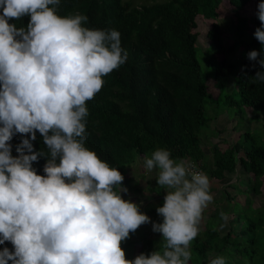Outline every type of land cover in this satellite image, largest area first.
<instances>
[{
    "label": "clouds",
    "instance_id": "9594fccd",
    "mask_svg": "<svg viewBox=\"0 0 264 264\" xmlns=\"http://www.w3.org/2000/svg\"><path fill=\"white\" fill-rule=\"evenodd\" d=\"M60 2L0 0V245H12L0 250V264H190L192 241L214 200L210 179L157 148L144 168L156 170L166 189L156 209L162 222L123 198V174L85 142L87 102L128 53L118 30L86 27L89 18L79 12L61 16ZM25 16L26 27L9 22ZM257 17L254 36L264 45V0ZM259 57L248 54L264 68ZM253 82L264 83V71ZM37 132L46 146L40 151L32 143ZM16 134L24 138L13 156ZM41 157L44 175L33 167ZM220 218L223 228L228 216L221 211ZM148 223L161 234L157 249L127 259L122 243ZM208 264L227 260L217 255Z\"/></svg>",
    "mask_w": 264,
    "mask_h": 264
},
{
    "label": "trees",
    "instance_id": "16d2710c",
    "mask_svg": "<svg viewBox=\"0 0 264 264\" xmlns=\"http://www.w3.org/2000/svg\"><path fill=\"white\" fill-rule=\"evenodd\" d=\"M260 2L61 0L56 6L61 16L76 12L87 15L86 27L121 33V46L127 51L128 60L103 78L102 90L87 102L85 146L120 170L124 187L130 190L137 184L132 187L128 166L139 156L150 157L157 148L169 150L173 159L194 164L210 178L235 177L227 187L243 194L244 202L233 201L227 191L224 198L230 200L226 215L239 220V231L234 233L231 227L226 232L219 230L223 205L217 206L211 214V218H216L206 220L192 241L191 264H208L217 255L226 257L227 264H264V200L259 199L260 204L254 207L249 195H261L264 187V134L253 131L250 125L244 127L238 139L223 149L213 144L210 157L201 146L205 135L217 133L214 123L219 114L226 113L230 119L229 113H235L241 119L252 120L258 112H264V83L253 82L256 72L264 68L248 58L256 50L260 53L258 59H264V45L254 36L261 26L257 17ZM244 12L246 15H242ZM228 15L236 30L229 46L225 45L226 30L220 23ZM203 19H212L204 30L200 28ZM29 20L25 16L9 22L26 27ZM238 49L241 55L235 61ZM210 84L219 91L216 98ZM238 124L241 123L235 118L231 128L236 130ZM204 128L208 130L201 134ZM23 138L21 134L13 137V156L18 155L16 146ZM27 138H31L30 134ZM32 143L36 151L46 148L39 132ZM45 163L43 157L33 163L38 174L44 175ZM148 188L162 194L160 186ZM163 203L160 201L159 206ZM239 206L243 208L240 210ZM216 219L215 225L212 222ZM132 235L123 243L129 249L127 259L135 243ZM153 243L154 240L145 239L140 253L156 250ZM4 247L12 249L10 242L0 245V250Z\"/></svg>",
    "mask_w": 264,
    "mask_h": 264
},
{
    "label": "rangeland",
    "instance_id": "374dc122",
    "mask_svg": "<svg viewBox=\"0 0 264 264\" xmlns=\"http://www.w3.org/2000/svg\"><path fill=\"white\" fill-rule=\"evenodd\" d=\"M246 12L249 13L250 11L247 10ZM246 12L242 13V15L243 14L246 15ZM211 22H212V19H203V21H201L200 28L204 30L206 26L211 25ZM220 23L222 24L223 29L226 30L223 36L225 45L229 46L233 38L232 36L236 31L234 22L231 20V18H229V15H228V17H225L222 20H220ZM203 43L204 42H203L202 33H201V35H199V44L202 45ZM240 55L241 54L238 49L237 52H235V56H234L235 61H238L240 59V58L237 59ZM210 90L213 96L216 98L219 92L218 89L215 88L212 84H210ZM232 111L234 112L235 110H232ZM246 111L249 112L250 110L246 109ZM263 116H264V112H258L257 117H255L252 120H248L247 118L241 119L240 116L239 115L236 116L235 113L234 114L229 113L230 119H228L226 113L219 114L216 119L217 121L215 122L214 120L215 122L214 132L217 131V133H212L211 135H205L203 137L201 146L204 152H206L208 157H210L212 154L211 147L213 144H217L221 149H223L225 146L228 145V143H230L231 141L234 142L235 139H238L239 134L243 132L241 129L244 127H248L249 125L253 131H258L259 133L263 135L264 134V128H263L264 117ZM235 118H237V121L239 120L241 123V124H238V127L236 130L231 128L232 121H234ZM207 130L208 128L202 129L201 134L206 133ZM209 131H210V128H209ZM184 161L186 160L184 159ZM127 170H128V175L132 178V181H133L131 184L132 187L136 184L135 182H137L138 185L136 184V187H134L133 189H130L127 192H123L122 193L123 198L126 200L130 199L131 201L140 205V210L143 213H146L151 218L152 222H162V217L158 215L156 209L159 206L160 201L164 202V196L166 195V189L161 188L162 194L158 195L154 191L149 190L148 188L150 185L159 186L157 184V171L153 170L152 172H147L144 168V159L140 156L137 158V161L135 163L128 166ZM241 170H242V167H240V171ZM231 178H228L227 180L225 179L217 180L215 178L209 177L210 182H211V193L214 196V200L209 205V207L205 209L204 211L203 218L200 224V229L204 228L206 220L216 218V217L211 218V214L213 213V211L215 210L217 206L223 205V212L226 214L225 207H228L230 205V200L228 198L226 200V197L224 198L225 191L228 192L229 196L232 197L233 201L236 200V201H240L241 203L244 202L243 194L238 193V191L235 189L227 187V184L235 180V177L232 179ZM241 186L243 188L245 187V185L242 182H241ZM249 195L253 199L252 200L253 206L256 207L258 204H260L259 199L264 200V187H263V191L261 195L257 196L253 194V192H251ZM160 206H163V205H160ZM149 208H152L153 211L150 212L148 210ZM239 208L241 210V208L243 207L239 206ZM247 208L248 206H246V209ZM241 213H243V211ZM227 214H230V213H227ZM227 216H228V220H227L225 227L223 228L220 227V225L223 224L224 221L221 220L218 222L219 230L221 232H226L228 228L231 227L233 228L234 233H237L240 228L239 220L233 219L229 215ZM217 219L214 220L212 223L216 225ZM132 234L133 235L131 239H133L135 243L133 245L132 252L129 254V259H134L137 255L141 254L140 247L142 246L141 244H143V241L145 239L154 240L152 248L157 249L155 247H157V245L159 244L162 238L160 233L153 232L152 223L142 225L136 232ZM123 243H122V247L124 248L126 252V256H127L129 249H127V247L123 245Z\"/></svg>",
    "mask_w": 264,
    "mask_h": 264
},
{
    "label": "built area",
    "instance_id": "2783aa9c",
    "mask_svg": "<svg viewBox=\"0 0 264 264\" xmlns=\"http://www.w3.org/2000/svg\"><path fill=\"white\" fill-rule=\"evenodd\" d=\"M197 171H200V170H198V169H196Z\"/></svg>",
    "mask_w": 264,
    "mask_h": 264
}]
</instances>
